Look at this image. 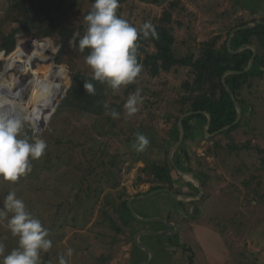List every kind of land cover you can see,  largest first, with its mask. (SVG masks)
Instances as JSON below:
<instances>
[{
  "label": "rangeland",
  "instance_id": "374dc122",
  "mask_svg": "<svg viewBox=\"0 0 264 264\" xmlns=\"http://www.w3.org/2000/svg\"><path fill=\"white\" fill-rule=\"evenodd\" d=\"M160 1L156 5L149 0H119V7L125 11V20L139 29L145 22L160 23L165 7L170 4L169 0ZM88 3L84 4V10L90 7ZM33 13L10 0H0V27L9 32L33 18ZM173 15L176 53L198 54L195 47L216 35L222 36L221 44L227 39L228 31L236 29L239 23H263L264 0H179V8ZM22 35L12 54H0V61H4L0 89L5 87L11 92L5 94L0 90V98L15 101L23 108L18 93L27 85L20 82L28 73L25 115L30 123L21 130L26 132L29 126L38 125L39 138L47 147L40 158L29 159V170L17 180L0 177V210L6 213L0 217V244L4 245V254L19 246V237H14L7 226L14 213L4 204L7 194L15 192L26 211L49 231L47 238L52 247L40 251L38 264H59L61 256L67 264H132L138 253L133 246L135 231L146 227L147 231L157 232L164 226L135 221L125 213L129 225L120 217V204L130 196L131 185L138 189V195L150 193L156 178L152 171L146 172L147 165L159 166L162 171L158 175L164 171L165 158L169 160L176 143L164 145L165 156L158 154L155 147L162 148V143H167L175 132L180 110L177 91L187 78L186 71H173L158 80L146 77V107L140 103L132 116L125 112L123 121L117 120V127H113L103 118L60 108L76 81L67 82L66 76L72 71L80 74L86 65L79 51L73 49L64 56V62L58 63L52 40L36 38L30 27ZM19 63L25 65L24 69L17 66ZM55 66L59 70L53 73ZM38 69L40 73L36 75ZM117 93L125 98L124 90ZM246 94L254 108L253 116L247 119L252 114L247 112L241 126L231 135L221 133L207 138L204 133L205 137L201 136L203 139L195 145L189 139L183 143L189 158L199 161L198 169L204 173L201 178L205 182L206 216L201 213L199 218H187L184 209L165 193L134 203L141 217L160 214L182 225L181 232L174 237H141V244L154 250L153 264H264V82ZM172 98L174 102L169 104ZM159 99H162L161 109L155 111L156 116H149V110ZM22 131L21 138L34 142ZM138 134L149 140L143 151L135 148ZM249 141L257 148H246ZM201 151H206L205 155L197 154ZM172 175L177 177L176 182L182 181L176 172ZM160 179L165 185L174 186L169 176ZM187 185L191 186L183 180L178 190ZM191 191L197 194L196 190ZM184 207L191 208L190 204ZM110 219L121 233L113 228Z\"/></svg>",
  "mask_w": 264,
  "mask_h": 264
},
{
  "label": "trees",
  "instance_id": "16d2710c",
  "mask_svg": "<svg viewBox=\"0 0 264 264\" xmlns=\"http://www.w3.org/2000/svg\"><path fill=\"white\" fill-rule=\"evenodd\" d=\"M10 1L34 13L33 18L28 19L27 22L21 23L23 24L22 26L13 28L9 32L0 27V54L4 53L5 56L12 54L17 47L18 40L23 37L22 33L24 31L26 32V29L30 27L36 38L50 39L54 42L57 48L55 59L58 63L64 62V56L68 55L73 49L78 50L81 56H83L84 59L86 58L89 50L86 49L82 52L79 49L78 41L86 32L87 25L84 21V16L91 10L94 0H41V3H37L38 0ZM149 1L156 5L161 2L160 0ZM87 2H89L88 4L90 7L84 10V4ZM36 4H38V6ZM168 4L169 6L167 8L165 7L160 23L153 24L157 32L156 38L149 37L148 39H144L140 36L137 41L136 55L138 63L142 65V71L133 83L121 86L118 90H114L106 82L95 80L92 70L86 64L75 83L67 92L60 106L61 110L71 108L78 113H86L97 119L103 118L112 124L113 127H117L116 121H123L122 116L126 112L124 105L130 95L137 94L139 90L138 100L141 101L140 103L142 104L147 102L144 95V89H146L144 81L146 77L158 80L164 75L171 74L173 71L177 73L182 70L186 71L187 78L181 82L180 89L177 91L180 110L173 128V131L177 133L175 142L179 139V117L185 113L195 112L196 114L183 121L186 132L184 145L188 139L190 142L192 141L190 143L191 145H195L197 141L203 139L200 137H204L203 129L207 124V117L202 114V112H207L212 115L211 134L232 125L237 119V109L222 83V77L228 71H243L252 58V50L247 49L237 55L230 53L227 43L232 31L231 28L227 33V39L221 44H219V42L222 36L216 35L210 38L209 41L199 45V47L192 46L198 49V54L191 51L186 55H178L176 53L177 41L174 34L173 14L177 11V8H179V0H169ZM29 6L31 7L28 8ZM83 10L86 12L84 13ZM123 12H125L123 8L118 7L117 15L125 19ZM128 20L130 21L131 19L128 17ZM248 24L249 23H239L236 25V28ZM178 27L182 29V24L178 23ZM254 38L257 39L259 46L264 49V24H258V26L253 29L238 31L232 41L233 51H236L243 45L252 44ZM26 62L28 63V61ZM3 68L4 61L2 60L0 61V74ZM26 75L27 76L21 78L20 84L25 83L27 85H24L18 93L22 98L24 112L28 111L26 94L30 85L28 73H26ZM257 79H264V56H257L254 67L249 73L244 75H229L226 78L227 84L234 92L237 101L243 108V117H246L247 112H252L247 119L253 116L254 108L249 104L246 93H252V90L256 88L253 80ZM85 82L92 83L94 88L92 93L87 92L84 88ZM123 90L125 98L117 93ZM161 101L162 99H159L157 105L149 110V116H156L155 111L161 109ZM173 102V98L169 100V104ZM140 103H138V105ZM144 106L146 107V104H144ZM162 116L163 115H160L159 117L162 118ZM243 117L239 124L222 134L231 135L241 126ZM245 144L248 149L254 146V142L252 144V141L246 142ZM184 145L176 154L177 156H186L188 154ZM188 159L189 156H187V160ZM176 164L178 165V162ZM167 166L169 167V172H171L173 168L168 159ZM159 170H161L159 166L150 167V165H147L146 167V172L152 171L159 182V185L153 187L150 192L167 187V185L162 183L160 175H158ZM170 188H172V186ZM176 204L184 209L183 212L187 216L189 209L184 207L185 204ZM197 212L200 211L197 210ZM125 213H128L129 217L134 219L128 208V200L123 201L120 205V217L129 223V219L127 220ZM134 220L136 221V219ZM110 221L113 228L121 233L122 230L115 226L114 220L110 219ZM133 246L137 248V251L140 250L135 245L134 241ZM140 252L143 253L141 250ZM143 257L145 260L147 259V256ZM143 261L144 260L141 262ZM141 262L138 261L137 263L139 264Z\"/></svg>",
  "mask_w": 264,
  "mask_h": 264
},
{
  "label": "clouds",
  "instance_id": "9594fccd",
  "mask_svg": "<svg viewBox=\"0 0 264 264\" xmlns=\"http://www.w3.org/2000/svg\"><path fill=\"white\" fill-rule=\"evenodd\" d=\"M119 0H94L89 13L84 16L87 28L78 41L79 49L89 50L86 64L93 78L106 82L114 90L133 83L142 71L138 63L137 41L142 36L156 38L157 32L151 22H145L141 28L132 26L117 15ZM87 92L94 91L92 83L85 82ZM137 94L130 95L124 105L126 113L132 116L138 111ZM30 119L24 109L15 101L0 98V177L6 181H15L29 170V159H38L47 147L45 141L35 135L34 142L21 138V129ZM137 151H143L149 140L142 134L137 135ZM5 208L14 214L7 222L11 234L19 237L18 248L4 254V245L0 244V264H38L41 250L47 251L52 242L47 237L49 231L39 219L26 211L25 204L9 192L4 200ZM6 213L0 210V217ZM72 250H68V255ZM59 264H67L61 256Z\"/></svg>",
  "mask_w": 264,
  "mask_h": 264
},
{
  "label": "water",
  "instance_id": "95a60500",
  "mask_svg": "<svg viewBox=\"0 0 264 264\" xmlns=\"http://www.w3.org/2000/svg\"><path fill=\"white\" fill-rule=\"evenodd\" d=\"M250 24L232 30V32L230 33L229 39H228V43H227L228 50L233 55H237V54H239V53H241V52H243L244 50H247V49L252 50L253 55H252V58L250 59V62L248 64V66L243 71H228L222 77V83H223L225 89L227 90V92L229 93V95L231 96L232 101L234 102L235 107L237 109V119L232 125L227 126V127L223 128L222 130L211 134L210 133V128H211V124H212V115L207 113V112H202V114H204L207 117V124L205 125L204 130H203L207 138L215 137L218 134H221V133H223V132H225L227 130H230L233 126H236L242 120L243 108L241 107V105L237 101L234 92L231 90V88L227 84L226 78L229 75H244V74H247L254 67V63H255L256 58L258 56V49L255 46H253L251 44H247V45H243L242 47H240L236 51H233V49H232V41H233V39H234V37H235V35H236V33L238 31L249 30V29H253V28L258 26V23L254 24V25H250ZM260 24H264V23H260ZM58 70H59V67L55 66L52 69V72L55 73ZM39 73H40V69H38L36 71V75H39ZM78 75H79V73L77 71L70 72V74L68 76H66V78H68L67 82L73 83L77 79ZM68 88H66V90ZM0 90H1L2 93L11 94V92L8 91L5 87H1ZM195 114H196L195 112H189V113L183 114L180 117V119L178 121L179 139H178L177 143L172 148V150H171V152L169 154V160H170V163H171L172 167L174 168L175 172L179 176V178H181L182 180H184L188 184H190L191 188L197 191V194H195V195L194 194L187 195V194H182V193L180 194V193H177V192H175V191H173L171 189L165 188V189H159V190L152 191V192H150V193H148L146 195H141V196L132 198L128 202V208H129L132 216L134 217V219H136L139 222H143V223H153V222L162 223L167 228L164 231H158V232L144 231V232L138 233L135 236V239H134L135 245L143 252V254L148 255V259L146 261L140 263V264H152L153 261H154V256H155L154 251L152 249H150L149 247L144 246V245L141 244V237L142 236H145V235H148V236L149 235L150 236L179 235V233L182 230V226L178 225V224H175V223H171V222H169V221H167L165 219H162V218L141 217V216L138 215V213H137V211L135 209L134 203L136 201H147V200L153 199L157 195L163 194V193L170 195V197L176 203H180V204H195V203H199V202L202 201V199L205 196L204 186L201 183V181L195 176V174L192 171H186V170L184 171V170L180 169L178 167V165L176 164V162H175V155H176L178 149L183 145V143L185 141V137H186V132H185L183 121H184V119H186V118H188L190 116H193ZM23 133L27 134L32 139H34L35 135H38L40 137L41 128H39L38 125H36L35 127L29 126V128L26 129V132H23ZM200 211L202 213H204V210H203L202 207H200Z\"/></svg>",
  "mask_w": 264,
  "mask_h": 264
},
{
  "label": "crops",
  "instance_id": "0c3cea01",
  "mask_svg": "<svg viewBox=\"0 0 264 264\" xmlns=\"http://www.w3.org/2000/svg\"><path fill=\"white\" fill-rule=\"evenodd\" d=\"M263 22V21H262ZM264 23V22H263ZM258 24H260V22L258 23ZM254 39H256V38H254ZM252 40V44L251 45H253V46H255L257 49H258V56H264V52H263V48H261V46H259V44H258V41H257V39H256V41L255 40ZM264 82V80H259V79H257V80H254V84H255V86H256V88L258 87V86H261V84ZM176 136H177V134L175 133V132H173V133H171V136L169 137V140H168V142L167 143H162V148L160 147V146H158V147H155V149H156V151L158 150V154H161V156L163 155V156H165V149L163 148L164 147V145H166V146H168L169 144H171L173 141L175 142V140H176ZM204 137H205V135H204ZM202 140V139H201ZM200 141V140H199ZM229 141V140H228ZM175 143H177V142H175ZM165 146V147H166ZM159 148H161V149H159ZM154 151V150H153ZM147 152V151H146ZM164 152V153H163ZM194 152V151H193ZM205 152L206 151H201V152H199V153H197L198 155H205ZM177 156V155H176ZM175 156V162L177 163L178 162V167L180 168V169H182V170H186V171H188V170H194V171H200V173H202V174H204L203 173V170H199L198 169V167H199V161L197 162V161H192L190 158H189V160H187V157L185 156V155H182V156H177L176 157ZM158 158V157H157ZM161 160H163L164 158H160ZM207 160H209V159H207ZM170 161V160H169ZM164 171L163 172H161L162 174L160 175V176H162V177H167V176H169V178L171 179V182H172V184L174 185L172 188H170V186H167L166 188H168V189H171V190H173V191H175V192H177V193H182V194H187V195H192V188H191V186H190V188L187 186L186 188L184 187V189L182 190V191H179L178 189L180 188V186L182 185V183H183V180L181 181L179 178V181L178 182H176V179H177V177H176V179H175V177H174V175H172L173 173L175 174V172L173 171H171V172H169L170 170H169V167L167 166V160H166V158H165V161H164ZM209 163H210V160H209ZM193 167H195V169H192ZM161 171H162V169H161ZM146 182V181H145ZM159 184V182H158V180L157 179H154V182L152 183V186L153 187H156V185L155 184ZM148 185V184H147ZM129 188V190H128V192L130 193V196L128 197V202L132 199V198H135V197H138V196H141V195H138V189H134L133 188V186L131 185V187H128ZM165 189V188H164ZM205 201H203L202 203H201V205H199L198 207H197V205H195L196 206V209H194V207H193V209H192V215H191V213H190V217H189V219H191L192 217H194V218H199L200 217V214L202 213L201 211H200V207H202L203 208V210H204V213H202L203 214V216H206L207 215V211L205 212V207H203L204 205H205V203H204ZM121 205V204H120ZM134 206H135V204H134ZM191 209V208H190ZM197 210L198 211H200V212H197ZM152 214V213H151ZM151 214H148V215H143V216H145V217H156V218H162V219H165V220H167V221H169V218L167 219V217H163L162 215H160V214H156V215H151ZM127 218V217H126ZM127 220H128V218H127ZM172 220H170L169 222H171ZM171 223H173V222H171ZM175 224H178V225H180L179 223H175ZM129 225H130V219H129ZM164 226V225H163ZM182 226V225H181ZM148 228V227H147ZM167 228L164 226V229L162 230V231H164V230H166ZM144 231H147L146 230V227L145 228H141V229H138V230H136L135 231V234L137 235L138 233H140V232H144ZM158 232V231H157ZM135 235V236H136ZM134 236V237H135ZM148 236V235H147ZM170 236H175V235H170ZM135 248V247H134ZM154 251V250H153ZM143 253H141L140 251H138V253L136 254V256H135V261L133 262V261H130V263H132V264H138L137 262L138 261H142V260H144V261H146L147 259H148V256H147V259L145 260L144 259V257H142V256H144V255H146V254H143ZM6 255V254H5ZM142 257V260H140L139 258H141ZM132 260V259H131ZM143 261V262H144ZM142 263V262H141ZM44 264H47V263H44ZM140 264V263H139ZM153 264V263H152Z\"/></svg>",
  "mask_w": 264,
  "mask_h": 264
},
{
  "label": "flooded vegetation",
  "instance_id": "af4514ba",
  "mask_svg": "<svg viewBox=\"0 0 264 264\" xmlns=\"http://www.w3.org/2000/svg\"><path fill=\"white\" fill-rule=\"evenodd\" d=\"M187 156H189L188 154L186 155V157ZM189 160V159H188ZM193 169V168H192ZM188 171H192L194 174H195V176L201 181V183L203 184V185H205L204 183L205 182H203L204 180L201 178V173H200V171L198 172H196V171H194V170H188ZM188 186V185H187ZM188 187H190V186H188ZM205 198H206V195L204 196V198L202 199V201L201 202H199V203H195V204H190V207L192 208L193 207V205H194V209H196V206L195 205H197V207L199 206V205H201V203L203 202V201H205ZM190 217V209H189V212H188V215H187V218H189Z\"/></svg>",
  "mask_w": 264,
  "mask_h": 264
},
{
  "label": "bare ground",
  "instance_id": "6f19581e",
  "mask_svg": "<svg viewBox=\"0 0 264 264\" xmlns=\"http://www.w3.org/2000/svg\"><path fill=\"white\" fill-rule=\"evenodd\" d=\"M8 66H9V68H12V67H13V65H12L11 63H9ZM17 66H19V67H21V68L24 69V66H25V65L19 63V64H17Z\"/></svg>",
  "mask_w": 264,
  "mask_h": 264
}]
</instances>
